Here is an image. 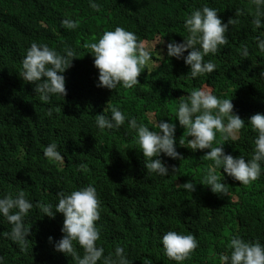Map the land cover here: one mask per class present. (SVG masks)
Here are the masks:
<instances>
[{
    "label": "trees",
    "instance_id": "1",
    "mask_svg": "<svg viewBox=\"0 0 264 264\" xmlns=\"http://www.w3.org/2000/svg\"><path fill=\"white\" fill-rule=\"evenodd\" d=\"M0 0V196L23 191L33 208L24 218L30 235L23 246L0 236L2 264H75L70 256L54 250L63 215L49 218L39 204L57 203V193H70L89 184L100 201L96 242L104 254L123 247L133 264H177L163 254L160 237L167 231L194 235L198 247L180 264H220V254H228L229 241L239 236L264 245V166L262 175L247 185L239 184L217 169L226 185L224 195L214 194L200 184L212 165L203 158L208 151L192 150L177 144L182 159L161 154L160 159L175 173L166 177L146 174L144 158L136 143L134 130L127 124L136 118L150 130L161 119H174L178 103L194 89H207L220 99H231L233 111L245 122L256 113L264 114V54H259L251 20L255 6L251 0ZM217 9L225 22L235 19L225 33L227 43L216 54L204 57L216 65L210 74L195 79L187 75L183 60L166 55L169 40L182 42L187 35L183 24L192 10L206 4ZM236 9L241 10L235 16ZM253 12V14H249ZM71 19L75 29L61 26ZM223 23V22H222ZM135 33L140 44L157 40L162 56L138 76L131 88L120 85L114 90L96 86L98 72L88 47L99 36L115 27ZM164 40V44L161 41ZM32 43L46 44L63 53L66 47L76 54L71 67L63 73L66 95L43 102L35 95L33 84L20 77L21 60ZM247 46L249 56L242 58ZM187 52H185V55ZM151 63V62H150ZM125 116V124L115 130H100L95 117L111 108ZM53 108L51 117L47 115ZM176 123L175 138H187ZM255 133L246 124L236 140L224 141L216 134L213 146L223 143L226 154L252 153ZM190 139V138H189ZM56 143L61 162L46 159L43 147ZM186 181L195 183V191L183 189ZM0 217V233L10 231ZM53 243L48 242V237ZM79 255L82 249L75 244ZM99 264V262H98Z\"/></svg>",
    "mask_w": 264,
    "mask_h": 264
},
{
    "label": "clouds",
    "instance_id": "2",
    "mask_svg": "<svg viewBox=\"0 0 264 264\" xmlns=\"http://www.w3.org/2000/svg\"><path fill=\"white\" fill-rule=\"evenodd\" d=\"M255 6V14L251 20L253 30L264 29V0H251ZM89 7L93 11L99 10L94 0H89ZM215 8L203 6L191 11L184 20L183 27L187 33L182 42L169 40L166 44V55L169 58L183 60L188 66V73L195 79L210 74L216 68L210 60L204 57L216 54L221 46L227 43L225 33L229 25L235 24V19L227 23L217 15ZM241 10L236 9L235 16H240ZM61 26L66 29H75L76 23L71 19H62ZM164 44V40L161 41ZM255 46L259 54H264V31L255 38ZM90 54L94 58L93 66L97 69L96 86L114 90L117 85L131 88L138 84V76L151 62L149 50L142 47L135 33L122 27L103 32L98 40L89 46ZM185 52L187 54L185 55ZM242 58L249 56L247 46L241 49ZM76 58L74 51L66 47L63 53L51 49L46 44L32 43L21 60L20 77L26 83L33 84V91L43 102L52 97L66 95L65 78L63 73L71 67L72 60ZM258 78L264 80V69L258 73ZM54 109L49 108L47 115L52 116ZM126 116L118 108H111L110 115L104 111L95 117V125L100 130H115L125 124ZM184 129L183 135L187 138H175L176 123ZM128 127L134 130L136 143L143 155L146 174L166 177L175 173L160 159L161 154L172 159H182L177 151V144L193 152L197 150L208 151L203 155L212 165L200 183L209 186L214 194L224 195L227 188L218 178L216 170H222L239 184L247 185L262 175L264 166V114L251 115L247 122L233 111L231 99H220L207 89H194L186 99L179 101L174 119H161L154 125L158 130H150L136 118L127 120ZM248 125L255 133L252 140L253 148L250 158L245 160L243 155L233 157L226 154L223 143L213 146L216 134L220 133L225 142L236 140L239 131ZM190 138V139H189ZM43 156L46 159L61 162L63 156L54 142L43 147ZM182 187L187 192L195 191V183L186 181ZM43 216L53 218L56 213L63 215V224L60 229L62 236L54 243V250L70 256L75 264H133L125 254L123 247L116 246L114 251L104 254V248L97 245L100 238L96 222L100 218V201L94 186L89 184L70 193H57V203L39 204ZM33 208V203L26 198L23 191L15 196L5 194L0 196V217H3L11 226L10 231L0 233L19 246H23L30 235L29 228L24 226V218ZM53 243V238L48 237ZM78 245L83 254L79 255L74 247ZM163 254L172 261L180 262L189 258L197 247L198 242L194 235L180 234L176 231H167L160 237ZM228 254H220V264H264V245L259 242H248L234 236L230 239ZM2 264V262H0ZM144 264H149L145 259Z\"/></svg>",
    "mask_w": 264,
    "mask_h": 264
},
{
    "label": "rangeland",
    "instance_id": "3",
    "mask_svg": "<svg viewBox=\"0 0 264 264\" xmlns=\"http://www.w3.org/2000/svg\"><path fill=\"white\" fill-rule=\"evenodd\" d=\"M209 5H210V3L206 4V6L211 7ZM211 8H213V7H211ZM249 14H253V12H249ZM222 22L223 23H227L228 22L227 21V16L225 18V22H224L223 19H222ZM156 44H157V40L149 42V43H143V44H141V46L146 48L147 50H149V52H151L153 54V58L159 59L162 56V47H158ZM156 65H158V62L153 59L151 61V63H150V67L149 68L153 69Z\"/></svg>",
    "mask_w": 264,
    "mask_h": 264
}]
</instances>
